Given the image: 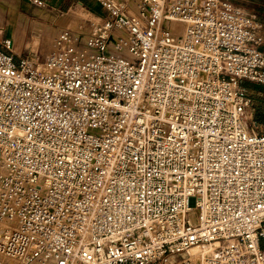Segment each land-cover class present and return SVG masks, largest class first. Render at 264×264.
Wrapping results in <instances>:
<instances>
[{"label": "built area", "instance_id": "1", "mask_svg": "<svg viewBox=\"0 0 264 264\" xmlns=\"http://www.w3.org/2000/svg\"><path fill=\"white\" fill-rule=\"evenodd\" d=\"M97 1L42 60L0 38V264H264V22Z\"/></svg>", "mask_w": 264, "mask_h": 264}, {"label": "rangeland", "instance_id": "2", "mask_svg": "<svg viewBox=\"0 0 264 264\" xmlns=\"http://www.w3.org/2000/svg\"><path fill=\"white\" fill-rule=\"evenodd\" d=\"M36 4L41 6L40 3ZM234 4L248 12L256 13L254 11L255 7L260 6L263 8L264 0H234ZM37 6L21 3L18 9L14 8L11 4L7 6L5 1L0 2V16H3L4 11L7 9L10 10L6 16L7 20L4 22L6 25L5 33H0V38L3 36L5 39L11 41L12 53L17 63L24 57L33 60L36 58H40V60L44 59L50 53L53 40L61 29V25L63 23L69 27L76 25L67 16H63V14H61L62 16L60 18L47 12L46 7ZM61 10L66 12V6H63ZM19 22L21 26H18ZM246 84L252 86V88H246ZM255 87L264 88V86L251 82L243 83L244 90L252 97L259 93ZM257 131L264 132V126H259ZM261 246L264 247V240L261 242ZM181 258H184V255L179 256V259Z\"/></svg>", "mask_w": 264, "mask_h": 264}, {"label": "crops", "instance_id": "3", "mask_svg": "<svg viewBox=\"0 0 264 264\" xmlns=\"http://www.w3.org/2000/svg\"><path fill=\"white\" fill-rule=\"evenodd\" d=\"M4 1L7 3V6H10L11 4L12 6H14V8L18 9L20 8L21 3L36 6L38 5L36 3H40L41 6L38 5L37 7H46L47 12L52 13L60 18L62 16L61 14H63V16H67L69 20L76 24L75 26L69 27L68 25L66 26L65 23H63L64 25H61L60 30H79L82 29L87 21H100L105 16L104 9L101 7L97 0H0V2ZM63 6H66L67 8L66 12H63V10H61ZM18 9L17 11H19ZM9 12L10 10L7 9L6 11H4L3 16H0V26L4 25V22L7 20L6 16L9 14ZM7 22L9 23V21ZM18 26H21L20 22L18 23Z\"/></svg>", "mask_w": 264, "mask_h": 264}, {"label": "trees", "instance_id": "4", "mask_svg": "<svg viewBox=\"0 0 264 264\" xmlns=\"http://www.w3.org/2000/svg\"><path fill=\"white\" fill-rule=\"evenodd\" d=\"M254 11L256 13H253L257 16L258 20L261 22H264V7L261 8L260 6H256ZM246 88H252L250 85H245ZM254 88V86H253ZM255 89H258L257 95L252 97L254 101V106H253V120L255 123L258 125H263L264 126V88L262 87H255Z\"/></svg>", "mask_w": 264, "mask_h": 264}, {"label": "bare ground", "instance_id": "5", "mask_svg": "<svg viewBox=\"0 0 264 264\" xmlns=\"http://www.w3.org/2000/svg\"><path fill=\"white\" fill-rule=\"evenodd\" d=\"M213 251V252H211ZM215 254V251L212 249V247H208L204 250H200V249H193L190 254L192 256V258H196L197 260H201L203 258H205L207 255H209V253Z\"/></svg>", "mask_w": 264, "mask_h": 264}]
</instances>
